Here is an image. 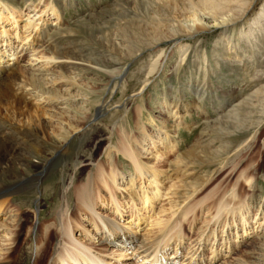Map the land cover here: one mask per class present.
Masks as SVG:
<instances>
[{"label": "bare ground", "instance_id": "obj_1", "mask_svg": "<svg viewBox=\"0 0 264 264\" xmlns=\"http://www.w3.org/2000/svg\"><path fill=\"white\" fill-rule=\"evenodd\" d=\"M32 1L23 0L24 3ZM39 1L42 2L43 0ZM8 3V0H0V23H4L7 19L13 21V24L17 26L16 24H19L18 21L21 15L15 10H10ZM263 3L264 0H236L234 2L229 0H114L110 4L106 0H97L95 3L90 2V9L89 11L86 10V12H90V18L103 20V24H107V28L110 30V34L106 36L104 34L106 26H97L98 29L95 34L98 40L94 43L101 44L103 50H94L95 53L92 54L93 61H90L92 62L91 65L100 68L101 78L107 81V85H115L114 88L112 87L113 91L108 93L105 99L111 100L112 98V100H115L117 94L115 89L124 81L122 79L124 69L112 67L109 64L123 65L126 62H130V65L139 64L149 58L148 69L141 73L156 75L162 70L160 75H165L167 71L164 69L162 61L165 58L171 61L178 57L179 62H177L178 67L176 68L178 73L184 70V66L192 55H197L195 50L197 44L192 40L198 39L201 31L222 34L219 39L220 43L217 46L219 48L220 46L224 47L227 51L234 53V58L240 60L241 57L248 54V51L243 47L245 41L249 42L250 38L253 37V33H249L246 28L249 24L247 18L256 11V19L253 22L258 23L254 25H260L261 20L264 18V12L260 13V6ZM78 5H80L78 0H51L46 4V8L49 7L50 10H53L56 20L62 23L64 13L70 7ZM33 12L30 11V13ZM36 15L37 13L34 14V16ZM31 24L32 21L28 26ZM66 26V23H63L62 27ZM36 27L37 32L30 48L33 46L42 49L43 54L41 57H37L34 60L35 62L44 60L46 66L54 65L53 67L57 66L75 72H93L92 66L90 68L79 64V60L75 59L77 56L67 58L66 54L61 53L60 43L54 40L52 36V33L56 30L52 25H48L46 19L39 18V24ZM67 29L69 28L67 27ZM8 34L6 30L0 33V37L4 38L1 39L3 40L1 42L5 43L7 40L9 43V40L6 39ZM25 39L23 38L22 41ZM187 41H190V43ZM167 44L174 47L171 54L169 53L170 55L166 54ZM240 46L241 48H239ZM79 51L83 52L84 49ZM208 52L205 50L203 56L199 59L203 72L197 74L196 71L191 70L193 75H206L205 77H207L217 70L215 66H219V63L214 61V58L210 59ZM48 53L51 56H46ZM214 53L213 51V55ZM64 59L66 61L58 63V60ZM104 64L108 67L103 68ZM108 68L113 69V71L108 72ZM104 69H107L108 75L101 72ZM29 81L34 85L36 84L33 77H30ZM197 82H189L186 89V91H192L196 95L198 101V106L195 107L196 111L204 110L205 107L202 108V103L205 96L209 95L208 90L204 88L207 84L197 87ZM26 86L20 79L15 64H10V62H6L4 65L0 64V216L9 210L8 208L13 204L15 197H20L23 193L32 191L33 198H35L32 204H36L39 216L36 222H38L39 230L43 233L40 236L36 235L33 241L30 226L32 221L29 223L32 214L29 212L23 214L24 220L21 218L14 233H11L10 230H4L0 234V243H4V246L2 245V248H0V264H47L48 260L53 261V264H110L107 260L101 259L92 252V254L89 253V249L78 244L74 238V230L83 225L80 222L73 224L71 221L78 210L84 212L85 215L87 214L91 223L95 220L97 230L101 231V235L107 237L106 243L112 244L116 248L123 247V249L135 245L138 251L141 252L140 255H142L143 261H148L149 264H163V260L160 258L165 255L163 250L170 248L174 243L177 244L174 245L176 249L182 245L184 228L181 227V224L188 217L192 222L196 220L195 210L200 207L199 204L202 202H190L183 208L184 204H180L179 210L174 214L176 216L175 222L170 224V221H168L163 224L165 230L161 231L166 232L161 235L159 233L156 239L147 244L143 238L138 239L137 236H132L129 233L130 230L128 232L117 223L109 219L104 220L99 216L96 207L100 198L104 200L105 196H109L107 200H111L116 206L118 214H121L118 200L129 199L134 205L131 208V210L134 209V211L132 210L133 218L140 211L145 212L154 207L158 199L162 197L161 192L163 189L161 191L158 187L154 188L153 186H162L166 181L178 180L185 182L184 193L180 192L179 197L181 200L184 199V202L188 198L190 201V198L196 195L199 196L207 190L209 187L207 182L213 177V174L219 175L218 178L222 177V174L219 173L229 164L232 155H237L244 150L250 141L263 135V132L259 130L262 121H256L257 114L254 110L258 108V105L253 104L254 100L251 102V97L247 99L237 97L236 90L223 93L225 94L223 98L218 97L221 102L218 104L219 106L214 108L216 114L227 111L228 113L224 117L221 116V120L217 122H209L203 125L196 122L188 124L186 118L192 117V113L188 105L185 104L186 94H184V91L181 90L175 96L172 91L166 92L165 90L163 99L167 100L169 94L175 96L172 101L176 111L168 114L175 123L172 124V128L185 129L186 132L190 131L191 134H197L198 131H201L199 138L191 146H187L186 149L181 147L179 141L166 134L160 140L162 147L156 149L155 153L151 151L153 161H158L167 153L177 151L179 156L170 170V172L174 171L176 177L162 174L161 171L152 167L151 161H142L140 154L132 146V140L140 144V139L129 134L124 129L125 126L122 125L120 128V147L114 144V146L110 145L104 153V158L107 161L110 160L112 163V160L115 159V167L114 164L108 167L102 164L94 165V162L100 158L103 148L105 149L109 143H112V139L106 138V136H113L114 132L117 131L110 130L109 133L108 128H103L104 130L101 128L96 130L90 138V134L95 127L92 123L93 119H97L96 117L105 113L104 105L103 107L100 105L103 101L99 99L95 103L89 96V100L84 103L90 109L86 110V107H84L80 113L77 112L71 118H66L64 120L66 124L55 125L52 121L45 119L47 113L44 105L48 108L55 107L57 103L54 100L60 99V92H55L57 89L51 92V89L49 92L52 95L50 96L47 92L50 96L47 98L45 97L46 92L45 94L41 92L40 95L35 96L40 101V104L35 106L29 100L30 98L28 99L31 93L25 90ZM172 88L174 87L172 86ZM258 94L262 96L256 97V103L264 104L263 87ZM105 95L106 91L102 96ZM169 99L171 100V98ZM90 101L91 104H89ZM228 101H230V104H228ZM92 104L94 105L92 106ZM64 105H66L65 102ZM122 108L123 105H120L119 109ZM228 108L229 110H227ZM119 109L108 118V127L110 125L114 127L118 124ZM143 109L144 107L140 105L135 112V116L140 122ZM94 112L98 116L95 114L94 117ZM150 120L152 124L155 121L152 119V115ZM83 136H85V140L76 145L77 150L75 151V144L80 140L79 137ZM142 140L146 141L144 138ZM153 144H155L154 140L151 142V146ZM151 146L149 145V148ZM154 147L156 146L154 145ZM149 148L143 150L148 153ZM119 154L128 160L125 163L133 172L128 181V188L125 189L126 193H115L111 189V186H120L119 182L121 181L124 184V175L120 173V169H123L121 163L124 161L120 157H116ZM262 156L264 158V154ZM248 162L249 160L246 161V163ZM241 164L242 162L235 164L233 168L231 167V171L226 177V181L237 178L234 187L230 191V188L228 189L229 185L226 189L223 188L224 190H221V188L216 189L205 199V202H210V208L215 210L216 216L219 218L224 216L225 222L229 217V219H235L239 224L241 223L244 226L245 234L248 233L246 226L250 221L248 214L251 213V210L257 212L256 216L259 215V212L262 217L264 216V175H262L264 170L263 165L259 164L256 167L250 165L246 170L240 172L239 165ZM58 165H62L61 171L56 173L55 181H52L51 170ZM90 168L94 169L88 173ZM192 175H195L194 180L184 181L190 179L189 177ZM138 178H145V180L147 178V181H150L152 190L148 189L147 186L145 189V186L142 187V185L141 187L138 186V191L133 190ZM44 184L47 185L44 186ZM22 200H26V198ZM49 203H56V209L54 208L53 211L48 208V212H40L43 205L47 208ZM138 203L142 206L139 209ZM188 222L190 223V221ZM226 225L227 223L224 224L223 230H225ZM262 226H264V222L259 223L256 230L258 231ZM53 228H57V231L50 232V229ZM262 232H264V228ZM57 239L59 243L56 247L54 242ZM33 253L38 254L34 262L31 263L30 254ZM216 255L212 261H209L210 263L217 260L218 254ZM165 264L174 263L169 261Z\"/></svg>", "mask_w": 264, "mask_h": 264}, {"label": "rangeland", "instance_id": "obj_2", "mask_svg": "<svg viewBox=\"0 0 264 264\" xmlns=\"http://www.w3.org/2000/svg\"><path fill=\"white\" fill-rule=\"evenodd\" d=\"M8 1V7L11 8L10 10L19 12L21 17L18 21L19 24H16L17 26L13 24V21L7 19L4 23H0V33L6 30L10 34H8V37L5 36L6 39L9 40V43L7 40L5 43L1 42L3 41L1 39L4 38L0 37V64L4 65L6 62L15 64V68L18 70L20 79L25 83V86L27 85L25 90L31 93L28 96V99L30 98L29 100L35 106L40 104V101H38V98L35 96L40 95L41 92L44 94L46 92V98L52 95L49 92L51 89V92L55 91V89H57L55 92H60V99L54 100V102L57 104L60 102V104H56L57 107L55 106L48 108L44 105V109L47 113L45 119L47 121H52V123L55 125H64L66 124V121H64L66 118H71V116H74L77 112L80 113L82 108L87 106H85L86 103L84 102L89 100V96H91L92 101L95 103H97L99 99L103 101V104L101 103L100 105L101 107L104 105L103 108L106 109L105 113L98 116L97 113L94 112V117L95 114L98 117L92 121L95 127L90 134V138L93 136L96 130L101 128H108L109 133L111 131L117 130L118 133L116 131L114 132L113 136H106V138L109 137L112 139V143H109L105 149L103 148L100 153V158L94 162V165L102 164L103 166L108 167L111 164H114L115 167L114 157V160H112L111 163L110 160L107 161L106 158H104V153L106 149L110 147V145L112 146L114 144L115 146L120 147V128L122 125L123 127L125 126L124 129L129 134L140 139V144L132 140V146H134L135 148H133L138 154H140L139 156L142 161H151L152 167L158 171H161L164 175H174V171L170 172V170L173 163L176 162L179 156L177 151L167 153V155L159 158L158 161H153V155L151 154V151H154L155 153L156 149H160L162 147L160 140L165 137L166 134L179 141L183 149H186L187 146H191L193 142L201 135V131H198L197 134H191L190 131L186 132L185 129L177 130L174 127L172 128V124L175 123L168 114L176 111L172 99L178 95L181 90L184 91V94H186L185 104L188 105L192 113V117L186 118L188 124H193L196 122L203 125L209 122L212 123L221 120V118L224 117L228 111L216 114L214 113V108L219 106L218 104L221 102V99L219 98H223L225 95L223 93H228L231 90H236V96L238 95L237 97H241L240 99H247L251 97V102L253 100L255 101H253V104L258 105V108L254 109L257 114L256 121H262L259 129L263 132L262 137L259 136L260 139L259 137H256V139L250 141L246 145L243 151L237 155H232L229 164L219 173L222 174V177L218 178L219 175L213 174V177L207 182V186L209 187L201 195H196L197 197L195 196L190 198V201L188 198V200L184 202V199L181 200L179 196L180 192L184 193L183 187L185 182L183 183L178 180H171L164 182L162 186H153L154 188L158 187L161 191L163 189L161 192L162 197L158 199L154 207H151L145 212L140 211L136 217L134 215L132 218V212L134 209H132V211L131 208L134 207V205L132 201H129V199L123 201L118 200L120 206L119 210L122 215L117 213L116 206L111 202V200H107L109 196H105L104 200L100 198L98 202L99 204L96 207V211L98 215L104 220L109 219L110 221L117 223L120 227L124 228L128 232L130 230L129 233L132 236L135 235L138 237V239L143 238L148 244L151 243L152 240L156 239L159 236V233L161 235L166 232L161 231L165 230L163 228V224L168 221H170V224L175 222L174 220L176 219V216H174V214L179 210L180 204H184L182 206L183 208L190 202H202L199 204L200 207L196 208L197 211L195 210L196 220L192 222L190 217H188L187 220H185L186 222L183 221L184 223L182 222L181 224V227L184 228V240L182 245L176 249L174 245L177 244L174 243V245H172L170 248L163 250L165 255L160 257L161 260H163V264L168 263L170 260H172L171 262L174 264L177 262L180 264H188L190 262L189 264H191L196 260L201 264H264V232H262L264 226H262L263 228L261 227L258 231L256 230L258 224L264 222V216L262 217L260 212L259 215L256 216L257 212L255 210H251V213L248 214L250 221L246 226L248 233L244 234V226L241 223L239 224L237 221H235V219H229V217L227 218V222H225V217L222 216L219 218L216 216L215 210L210 208V202H205V199L216 189L221 188V190H224L229 185L228 189L230 188V191L234 187V183H236L237 178L226 181V177L230 173L231 167L233 168L235 164L242 162V164L239 165L240 172L246 170L250 165L256 167L259 164L263 165L264 170V158L262 156V154H264V104L260 105L258 102L256 103V99L262 96L261 94H258L260 89L262 87L264 88V18L261 20L260 25H254L256 22L253 21L256 19L255 16L257 12L254 11L251 16H248L247 22L249 24L246 28L249 30V33H253V37L250 38L249 42L245 41L243 47L248 51V54L244 55V57H241L240 60H236L234 58V53L227 51L224 49V47L220 46L219 48L217 46L220 43L219 39L221 38L222 34L201 31L199 33V38L194 41L192 40V42L197 44L195 49L197 55H192L190 57L188 63H186L184 66V70L179 71V74L176 72V68L178 67L177 62H179L178 57V59L176 58L171 61H169L167 58L162 61V65L167 71V74L165 75H160L162 70L156 75L141 73L142 71L148 69L147 67L150 64L149 58L142 62L139 61V64L135 63L130 65V62L123 63V65H115L113 63L109 64L112 67L124 69L122 74V79H124V81L122 84L118 86L116 85L117 88L115 89V93L117 94L114 98L115 100H112V98L109 100L105 98L108 93L113 91L112 87L114 88L115 85H107V81H104V79L101 78L102 74H100V68L91 65L92 62H90L91 60L93 61L92 54L95 53L94 50H103L101 44L94 43L98 40L97 35L95 34L96 30L98 29L97 26H106L104 34L106 36L110 34V30L107 28L108 25L103 24V20H95L90 18V12H86V10L89 11L90 9V2L95 3L97 0H88L89 2L86 0H78L80 5L76 7H70L69 10L64 13V21H62V23L56 20L55 12H53V10H50L48 6V8H46V4L51 0H43L42 2L39 0H33L29 3H24L23 0ZM112 1L114 0H106L108 4H110ZM229 1L234 2L236 0ZM19 3L20 5H18ZM29 10L34 12L30 13ZM260 10V13L264 12V3L260 6ZM35 13H37L36 16H34ZM39 18L46 19L48 25H52L53 28H55L56 31L52 33V36L54 40L60 43L59 47L62 50L61 53H64V55L66 54L67 58H75L77 56L75 59L79 60L78 63L90 68L92 66L93 72H75L68 71L57 66V68L53 67L54 65L46 66L44 65V60H42L43 63L41 60L35 62L34 60H36L37 57H41L43 54L42 49H38L37 47L33 46L30 48V45L33 43L34 36L37 32L36 25L39 24ZM31 21L32 24L28 26ZM63 23H66L67 25L64 28L62 27ZM141 23L143 24V22ZM67 27L69 29H67ZM30 34L31 36H29ZM19 37H21V40L18 39ZM23 38L26 39L22 41ZM187 42L190 43V41ZM173 48V45L167 44V47L165 48L166 54L170 55ZM239 48H241V46ZM81 49H84V51L80 52L79 50ZM205 50L209 51V58H214L213 60L218 62L219 66H215L217 70H215L212 75H208L207 77H205L206 75H193L191 70L196 71L197 74L203 72L202 66L199 63V59L203 56V52ZM213 51L215 52L214 55ZM219 53L221 54L220 56ZM46 56L51 55L48 53ZM66 59L58 60V63L61 61H66ZM107 67V65H103V68ZM106 70H101V72H103L104 75H108V72L113 71L111 68H108V72ZM30 77H33L36 80L35 85L29 81ZM192 81H198L197 87L207 84V86L204 88L208 90L209 95L205 96L202 103V108L205 107L204 110L206 109L205 112L203 109L196 111L195 107L198 106L196 95L192 91H186L189 82ZM172 86L174 88H172ZM165 90L166 92L172 91L173 95L175 96L169 94L167 100L163 99V92ZM105 91L106 95L103 97L102 94L105 93ZM47 92L50 94V96ZM169 98H171V100ZM108 100L109 102L107 103ZM112 101L114 102L112 103ZM61 102L63 103L61 104ZM64 102L66 105H64ZM89 104H91V101ZM94 104H92V106ZM228 104H230V101H228ZM120 105H123V111L122 109H119ZM138 105H142L144 107L141 120L142 123L138 120L137 116H135L136 109L139 107ZM87 109L90 108L86 107V110ZM118 109L120 110V113H118V124H116L114 127L111 125L108 127V118L116 113ZM227 110H229V108ZM151 115L152 119L155 120L153 124L150 122ZM103 124L106 125L104 126ZM84 138L85 136L79 137L80 140H78L75 144V151L77 150L76 145H78L81 141H84ZM142 138L146 139L147 142L143 141ZM153 140L155 144L151 146V142ZM149 145L151 148H149ZM154 145L156 147H154ZM141 146L146 150L149 148L150 151L147 153ZM116 157H120L121 160L124 161L121 163V167L123 169H120V173H123L124 175V184H122L121 181L119 182L120 186H111V189L115 193H126L125 189L128 188V181L133 172L131 171V168L129 169L128 165L125 163L128 162L126 158H123L121 154L117 155ZM247 160H249L248 163H246ZM61 167L62 165H58L51 170L50 175L52 181H55V177L57 176L56 173L61 171ZM93 169L94 168H90L88 173L92 172ZM262 175L264 174L262 173ZM175 177L176 176L174 175V178ZM189 178L190 179H185L184 181L189 182L194 180L195 175H192ZM147 180V178L146 180L145 178H138L135 182L136 184L134 185L133 190L138 191V188L141 187V185L142 187L145 186V189L147 186L148 189L152 190L150 187V181ZM46 185L47 184H44V186ZM32 194L33 192L29 191L27 193H23L20 197H15V200L13 201V204L15 203L14 206H12L13 204L10 205L8 208L9 212L7 211L4 213V215L0 216V234H2L4 230H10L11 233H14L16 230L15 228H17L21 218L24 220L23 214L28 212L32 214V219L29 218V223L32 221L30 226L32 228L31 232L33 241L35 240L34 237L36 235L40 236L43 233L39 230L38 222H36L39 216L38 210L36 209V204H32L35 201V198H33L34 195ZM38 196H40V194H38ZM23 198H26V200H22ZM140 203H138V209L142 207ZM56 207V203H49L47 208L43 205L40 212L46 213L48 212V208L53 210L54 208L56 209ZM88 217L89 216L87 214L85 215L84 212H80L78 210L76 215L71 218V221L73 224L76 222L83 224L74 230L73 236L77 240L78 244L84 245L89 249V253L92 252L101 259L107 260L110 264H149L148 261L142 260L143 257L140 255L141 252L138 251V248L135 247V245L129 247L128 249L124 248L127 250L125 251L123 247L116 248L114 245L106 243L107 237L101 235V231L97 230L95 227V220H93V223H91ZM188 221H190V223ZM153 222L154 224H152ZM160 222L162 223L161 225ZM225 223H227V225L225 230H223ZM255 223L257 224L254 225ZM51 231L56 232L57 228L50 229V232ZM54 243L57 247L59 243L58 239L55 240ZM0 244V248H2L4 243ZM176 250H179L178 254ZM169 253L173 254L168 256ZM37 254L38 253L30 254L31 263L34 262ZM216 254H218L217 260L210 263L209 261H212L213 258L217 256ZM166 256H168L169 261L165 260V258H167ZM174 256L175 262L173 261ZM198 262H194L193 264H199ZM47 264H53V261L48 260Z\"/></svg>", "mask_w": 264, "mask_h": 264}]
</instances>
